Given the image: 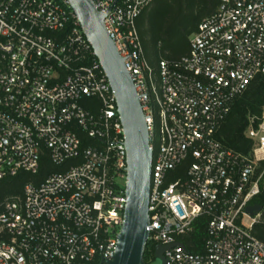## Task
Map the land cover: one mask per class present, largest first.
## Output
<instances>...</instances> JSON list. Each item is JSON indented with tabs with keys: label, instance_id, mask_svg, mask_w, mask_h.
I'll list each match as a JSON object with an SVG mask.
<instances>
[{
	"label": "built area",
	"instance_id": "2783aa9c",
	"mask_svg": "<svg viewBox=\"0 0 264 264\" xmlns=\"http://www.w3.org/2000/svg\"><path fill=\"white\" fill-rule=\"evenodd\" d=\"M124 60L153 153L148 244H181L166 264H264V108L250 155L216 135L238 98L264 77V0H220L178 61L148 64L136 21L154 0H93ZM117 2V3H116ZM116 3V4H115ZM97 101L96 112L81 105ZM62 167L0 202V264H105L124 223L127 151L115 94L68 0H0V182ZM187 165L185 176L173 172ZM208 220L198 253L184 238ZM147 244V245H148Z\"/></svg>",
	"mask_w": 264,
	"mask_h": 264
},
{
	"label": "trees",
	"instance_id": "16d2710c",
	"mask_svg": "<svg viewBox=\"0 0 264 264\" xmlns=\"http://www.w3.org/2000/svg\"><path fill=\"white\" fill-rule=\"evenodd\" d=\"M220 0H154L136 21L146 61L157 68L161 60L178 61L189 54L190 38L198 31L199 24L212 15ZM87 111L96 112L99 104L95 100L85 99L81 102ZM264 108V77L258 76L247 91L236 100L231 113L225 119L216 135L217 140L227 149L243 156L252 152L253 142L247 138L250 120L261 117ZM79 160H70L64 166H55L47 153L40 162L37 175L19 173L16 177L0 182V202L15 196H23L25 186L32 183L40 185L54 173H64L72 166L80 164ZM186 166L173 172V179L185 176ZM264 171V163L258 173ZM261 195L253 204L262 206V222L254 229L256 237L264 240V175L261 182ZM208 220L199 218L194 222V231L184 238V243L194 253L202 249L206 238ZM154 247L147 245L144 261L153 255Z\"/></svg>",
	"mask_w": 264,
	"mask_h": 264
},
{
	"label": "water",
	"instance_id": "95a60500",
	"mask_svg": "<svg viewBox=\"0 0 264 264\" xmlns=\"http://www.w3.org/2000/svg\"><path fill=\"white\" fill-rule=\"evenodd\" d=\"M68 2L78 17L82 31L115 94L118 114L124 129L127 151L124 223L117 236L115 255L105 264H145L144 255L149 238L147 228L150 225L149 203L153 163L146 118L124 60L104 26V21L112 9L107 14H103L97 10L93 0H68ZM262 209L260 205L249 206L247 213L254 217ZM176 246L183 247L181 244L157 246L156 260L160 264H166L164 253Z\"/></svg>",
	"mask_w": 264,
	"mask_h": 264
},
{
	"label": "rangeland",
	"instance_id": "374dc122",
	"mask_svg": "<svg viewBox=\"0 0 264 264\" xmlns=\"http://www.w3.org/2000/svg\"><path fill=\"white\" fill-rule=\"evenodd\" d=\"M147 264H160L159 261L156 260L155 257H149Z\"/></svg>",
	"mask_w": 264,
	"mask_h": 264
}]
</instances>
